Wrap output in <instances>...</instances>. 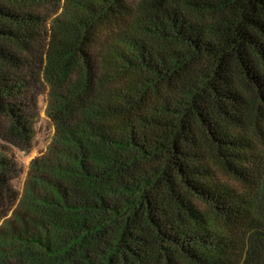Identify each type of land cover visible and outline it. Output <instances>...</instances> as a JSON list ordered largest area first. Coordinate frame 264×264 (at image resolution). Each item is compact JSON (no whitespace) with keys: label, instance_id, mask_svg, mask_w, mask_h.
<instances>
[{"label":"trees","instance_id":"trees-1","mask_svg":"<svg viewBox=\"0 0 264 264\" xmlns=\"http://www.w3.org/2000/svg\"><path fill=\"white\" fill-rule=\"evenodd\" d=\"M0 264H264V0H0Z\"/></svg>","mask_w":264,"mask_h":264},{"label":"rangeland","instance_id":"rangeland-1","mask_svg":"<svg viewBox=\"0 0 264 264\" xmlns=\"http://www.w3.org/2000/svg\"><path fill=\"white\" fill-rule=\"evenodd\" d=\"M29 105L35 122V139L31 152L24 153L9 143L0 140V150L6 152L23 169L22 175L14 181V186L20 193L23 192L32 161L47 152L54 134L52 124L46 115L48 89L36 76L34 77L33 92L29 98Z\"/></svg>","mask_w":264,"mask_h":264}]
</instances>
